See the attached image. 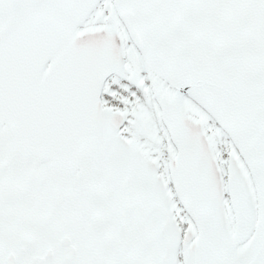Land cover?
<instances>
[{
  "label": "snow or ice",
  "instance_id": "snow-or-ice-1",
  "mask_svg": "<svg viewBox=\"0 0 264 264\" xmlns=\"http://www.w3.org/2000/svg\"><path fill=\"white\" fill-rule=\"evenodd\" d=\"M0 264H264V0H0Z\"/></svg>",
  "mask_w": 264,
  "mask_h": 264
}]
</instances>
